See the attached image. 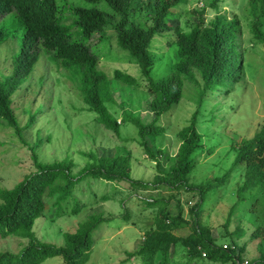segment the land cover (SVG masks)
<instances>
[{
    "label": "trees",
    "instance_id": "16d2710c",
    "mask_svg": "<svg viewBox=\"0 0 264 264\" xmlns=\"http://www.w3.org/2000/svg\"><path fill=\"white\" fill-rule=\"evenodd\" d=\"M184 1L0 0V44L17 37L22 31L19 50L9 57L10 74H0V126L12 129L14 135L24 142L23 130L30 128L43 112V104H37L33 111L24 108L27 120L21 127L13 108L15 94L32 78L43 54L57 69L66 72L65 79L74 86L84 110L93 113L95 121L117 137L121 122H117L111 113L117 106L114 98L120 95V91L125 95L124 86L144 90L150 97L152 120L143 123L139 117L129 114L120 118L122 123L129 122L137 129L138 144L147 156L157 165L158 157L167 161L166 168L158 170L151 184L131 177L132 157L129 154L97 156L89 152L85 155L88 162L73 174L74 164L67 158L53 163L38 159L36 149L43 140L37 130L35 143L26 145L33 168L12 188H0V240L10 238L25 242L17 253L0 252V264H43L55 257L61 258L62 264H84L93 252V232L111 218L100 213L89 215L74 232L63 233L60 246L42 242L33 228L38 219L46 216L49 207L53 208L54 219L65 215L68 207L71 215L82 212L86 204L75 192L81 184L89 188L92 181L119 187L125 182L130 190L138 192L166 189L192 193L197 198L195 204L188 207L187 219L182 215L179 201H176L177 214L171 216L168 201L145 199L146 207L156 208L152 218L154 223L143 234L142 243L135 252H124L140 264H171V254L178 252L186 258L183 264H264V216L258 217V225L249 236L250 239H261L257 259L247 262L242 256L245 245L239 243L245 235L243 228L237 225L233 232H227L243 201L249 202L251 213L259 211L264 215V123L248 139L236 141L231 138L228 153L232 154V162L223 175L198 184L188 183L200 154L213 150L205 142L207 130L200 129L201 124L206 121L209 128L221 125L226 111L235 107L236 103L229 95L240 91L239 81L243 78L247 50L238 40L242 31L240 19L220 12L224 0H201L202 8L190 12L193 21H185V27L172 26L170 21L179 16L174 11ZM244 1L246 7L242 19L248 23L249 35L246 42L251 50L258 46L264 54V0ZM206 8L214 12L211 20H205ZM143 9L147 14L141 20L136 19L135 13ZM159 39H164L168 48L176 46V60L163 76L155 80L151 73L156 60L151 50L159 45ZM112 41L127 53L129 63L137 65V78L118 68H114L109 77L98 68L100 57L107 55L103 56V47L98 46L96 50V45L108 42L111 46ZM186 83L196 86L195 110L177 132V152L169 158L157 145L154 153L147 137L157 140L163 134L164 128L158 122L181 101ZM219 95L224 99L221 104L215 102ZM206 105H210L209 110ZM205 111L208 117L202 120ZM45 141H50V137L47 136ZM240 165L243 166V169L239 168L243 171L242 181L223 224L226 235L221 234L223 241L218 243L210 227L200 220L202 207L208 195L221 188L230 173ZM253 188L257 193L249 195L247 200L243 195ZM122 192L114 190L112 194L120 196ZM113 197L105 193L100 200L109 201ZM124 200L122 198L120 203ZM239 217L236 216V221H241ZM123 220H128L127 216H123ZM183 228H188L189 233L180 237L176 232ZM227 238L229 241H224Z\"/></svg>",
    "mask_w": 264,
    "mask_h": 264
},
{
    "label": "rangeland",
    "instance_id": "374dc122",
    "mask_svg": "<svg viewBox=\"0 0 264 264\" xmlns=\"http://www.w3.org/2000/svg\"><path fill=\"white\" fill-rule=\"evenodd\" d=\"M202 6L201 0H185L174 11L179 16L172 19L170 24L185 27L183 24L185 21L194 20L191 10L200 9ZM245 7L244 0H224L220 7L221 13L225 12L228 17L237 16L240 19L242 31L239 33L238 40L243 42V48L247 50L244 53L243 78L239 81V93L232 92L229 95L236 104L234 109L226 111V117L221 120V125L215 124L209 128L206 121L201 124L200 129L207 130L205 142L209 147H213V150L210 153L200 154L189 174V184H198L223 175L232 162V154L228 153L231 138L236 141L248 139L264 123V54L258 46L251 50V46L246 42L249 39L246 30L248 23L242 19ZM205 10V20H211L214 12L208 8ZM144 14L146 15L147 11L143 9L135 13V18L141 20ZM21 37L22 31H19L17 37L9 38L0 44V74H10L8 73L9 57L18 52ZM165 42L164 39H159V45L151 50L156 60L151 73L155 80L163 76L176 60L174 55L176 46L168 48ZM112 43L111 46L108 42L96 45V50L98 46L103 47V56L107 55L100 57L98 68L109 77L114 68H118L137 78V65L129 63L127 53L118 49L114 41ZM32 74V78L21 86L13 98L14 112L21 127H24L27 120V115L23 112L24 108L33 111L37 104H43V112L30 128L23 130L22 137L26 144L14 135L12 129L0 126V188H12L23 179L28 170L33 168L31 153L26 145L35 143L37 130L40 131V137L43 140L36 149L38 159L43 163H53L67 158L74 164L73 174H76L88 162L85 155L89 152L97 156L101 154L110 156L114 153L125 156L129 154L132 157L131 177L149 184L153 182L158 170L166 168L165 158L158 157L157 165L138 144L137 129L129 122L122 123L120 118L123 114H129L139 117L143 123L152 120L153 116L149 111L150 97L144 90L141 88L131 90L124 86L125 95H121L120 91L118 92L120 95L114 98L117 108L115 107V111L111 110V113L117 118V122H121L119 137H117L98 124L93 113L84 110V105L76 97L74 86L65 79L66 72L63 69H57L45 58V55L42 54ZM198 81L200 82L199 79ZM183 91L181 101L172 108L170 114L158 122L164 128L163 134L157 140L147 137L148 145L154 153H156L157 145L169 158L177 152L179 146L177 132L188 122L195 110L196 86L193 83H186ZM227 101L225 103L229 104ZM215 102L221 104L224 99L219 95L215 98ZM209 109L210 105H206V110ZM204 114L205 116L201 117L202 120L208 117L206 111ZM216 120L218 122L220 119ZM47 136L50 137L48 142L45 141ZM239 168L243 169V166L235 168L223 186L208 195L202 207L200 220L210 227L212 236L218 243L223 241V238H220L221 234L226 235L223 224L229 208L235 202L236 190L242 181L243 171ZM114 190L123 192L120 196L113 195ZM255 192L257 193V190L253 188L243 196L248 200V196L255 195ZM105 193L114 196L113 199L101 201L100 197ZM75 195L83 204H86L82 212L71 215L70 207H68L65 215L54 219L53 208L49 207L46 216L35 222L33 231L42 242L60 246L63 244V233L74 232L89 215L100 213L105 218H111L110 221L101 223L93 232V252L84 264H140L134 257L128 258L124 252H135L142 243L143 234L154 223L152 218L155 216L153 212L156 208L146 207L145 199L154 202L162 198L168 201L167 209L171 216L177 214L176 201H179L185 219L188 218V207L194 205L197 200L192 193L170 192L166 189H148L138 192L130 190L125 182H121L119 187L92 181L89 188L81 184ZM122 198L125 200L120 203ZM248 204L249 202L243 201L238 206V213L235 215L240 216L241 221H236L234 216L227 232H233L237 225L243 228L245 235L239 244L245 245L242 256L250 262L259 257L258 244L261 241L260 238L250 239V232L257 227L259 218L261 219L264 215L259 211L251 213ZM123 216H127L128 220H123ZM188 233V228L176 232L180 237H185ZM23 242L19 239H1L0 252L17 253L23 246ZM262 250L264 251L263 246ZM171 255V264H183L186 260L182 252ZM43 264H62V259L55 257L46 260Z\"/></svg>",
    "mask_w": 264,
    "mask_h": 264
},
{
    "label": "built area",
    "instance_id": "2783aa9c",
    "mask_svg": "<svg viewBox=\"0 0 264 264\" xmlns=\"http://www.w3.org/2000/svg\"><path fill=\"white\" fill-rule=\"evenodd\" d=\"M245 264H246V262H245Z\"/></svg>",
    "mask_w": 264,
    "mask_h": 264
}]
</instances>
